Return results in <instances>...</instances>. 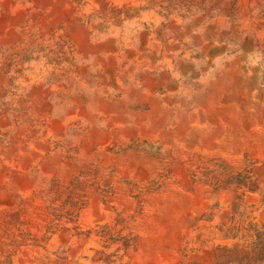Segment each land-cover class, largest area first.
Instances as JSON below:
<instances>
[{
    "label": "bare ground",
    "instance_id": "1",
    "mask_svg": "<svg viewBox=\"0 0 264 264\" xmlns=\"http://www.w3.org/2000/svg\"><path fill=\"white\" fill-rule=\"evenodd\" d=\"M249 215L264 0H0V264L174 263L167 232L207 252Z\"/></svg>",
    "mask_w": 264,
    "mask_h": 264
},
{
    "label": "rangeland",
    "instance_id": "2",
    "mask_svg": "<svg viewBox=\"0 0 264 264\" xmlns=\"http://www.w3.org/2000/svg\"><path fill=\"white\" fill-rule=\"evenodd\" d=\"M225 236L231 242L211 246L207 252L205 250L208 247L195 249L188 247V244L176 250L171 248L174 242L170 238V233L167 232L162 240L163 243H167L165 246L162 245V254L175 257L174 263L167 264H202L204 261L210 264L212 262L215 264H264V218L256 220L249 215L245 220H232L226 228ZM109 239L120 242V247L134 246V249H137L136 243H132L136 237L131 238L126 235L123 238L120 232H115L109 235ZM204 254H207L206 259L203 257Z\"/></svg>",
    "mask_w": 264,
    "mask_h": 264
}]
</instances>
